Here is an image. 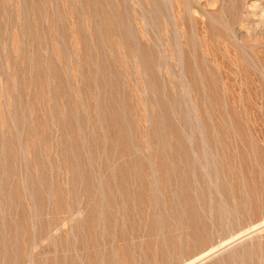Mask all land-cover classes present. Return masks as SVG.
<instances>
[{
    "label": "rangeland",
    "instance_id": "1",
    "mask_svg": "<svg viewBox=\"0 0 264 264\" xmlns=\"http://www.w3.org/2000/svg\"><path fill=\"white\" fill-rule=\"evenodd\" d=\"M0 264H264V0H0Z\"/></svg>",
    "mask_w": 264,
    "mask_h": 264
},
{
    "label": "bare ground",
    "instance_id": "2",
    "mask_svg": "<svg viewBox=\"0 0 264 264\" xmlns=\"http://www.w3.org/2000/svg\"><path fill=\"white\" fill-rule=\"evenodd\" d=\"M251 118H252V117H251ZM186 156H187V155H186ZM129 170H130V169H129ZM234 183H235V182H234ZM238 188H239V187H238ZM257 191H258V190H257ZM262 191H263V190H262ZM196 197H197V196H196ZM253 200H254V199H253ZM190 201H191V200H190ZM92 206H93V205H92ZM201 206H202V205H201ZM254 206H255V205H254ZM252 208H253V207H252ZM196 221H197V220H196ZM193 223H194V222H193ZM197 224H198V223H197ZM262 224H263V223H262ZM198 227H199V226H198ZM114 228H115V227H114ZM196 228H197V227H196ZM202 231H203V230H202ZM202 231H201V232H202ZM208 231H209V230H208ZM196 232H197V231H196ZM199 232H200V231H199ZM199 232H198V234H199ZM201 232H200V233H201ZM205 233H207V232H205ZM205 233L203 232L202 234L205 235ZM195 234H197V233H195ZM195 234H194V235H195ZM209 234H210V233H209ZM196 236H197V235H196ZM207 236H209V235H207ZM210 236H211V235H210ZM197 237H198V236H197ZM195 238H196V237H195ZM200 238H201V237H200ZM201 240H202V239H201ZM199 241H200V240H199ZM166 245H167V244H166ZM165 251H166V250H165ZM207 251H208V250H207ZM158 252H159V251H158ZM158 255H159V254H158ZM85 262H86V261H85ZM143 263H144V262H143Z\"/></svg>",
    "mask_w": 264,
    "mask_h": 264
}]
</instances>
